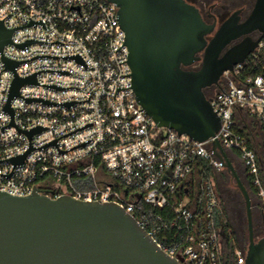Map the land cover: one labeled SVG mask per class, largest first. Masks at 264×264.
I'll return each instance as SVG.
<instances>
[{"label": "built area", "instance_id": "obj_1", "mask_svg": "<svg viewBox=\"0 0 264 264\" xmlns=\"http://www.w3.org/2000/svg\"><path fill=\"white\" fill-rule=\"evenodd\" d=\"M118 11L109 0H0L13 31L0 50V191L115 203L182 264H245L247 249L229 257L215 220L214 175L227 168L213 141L264 198L261 154L241 132L252 120L264 131V58L256 76L243 75L250 59L224 72L209 97L221 127L197 141L139 103Z\"/></svg>", "mask_w": 264, "mask_h": 264}, {"label": "water", "instance_id": "obj_2", "mask_svg": "<svg viewBox=\"0 0 264 264\" xmlns=\"http://www.w3.org/2000/svg\"><path fill=\"white\" fill-rule=\"evenodd\" d=\"M109 1L119 6L141 106L159 126L197 141L214 137L221 121L205 88L218 84L225 71L245 63L260 46L263 36L253 40L249 34L255 29L264 33V0H257L246 23H225L210 42L206 35L212 25L184 0ZM12 32L0 21V50L11 42ZM243 34L247 36L242 42L221 55ZM196 61H201L198 70L182 68ZM6 62L11 68L17 64ZM35 81V76L17 77L11 97L22 84ZM213 151L224 160L245 200L249 231L245 264H264V236L255 237L251 194L217 139ZM0 264L182 263L161 249L119 205L71 195L51 198L35 189L27 196L0 191Z\"/></svg>", "mask_w": 264, "mask_h": 264}, {"label": "flooded vegetation", "instance_id": "obj_3", "mask_svg": "<svg viewBox=\"0 0 264 264\" xmlns=\"http://www.w3.org/2000/svg\"><path fill=\"white\" fill-rule=\"evenodd\" d=\"M184 1L194 6L195 8H197L203 21L205 23H208L209 25H212L213 27L212 31L206 35V39L209 42L215 37L217 32L220 30V28L225 23H235L238 26L241 25L242 23H246L249 17L251 16L256 6V3H257V0H184ZM246 36L247 35L243 34L237 37L236 39H233L224 48L221 55H223L229 48L242 42L246 38ZM249 36L253 40H258L262 36L264 39V33L260 29L253 30L249 34ZM263 39L261 42H263ZM257 49L255 51H257ZM199 55H203V53H200ZM200 67H201V61H196L189 66H182L183 69H187V70H198ZM219 84H220V81L218 84L211 85L205 88V94L207 95V97H211L215 94V92L218 89ZM241 212L242 211H236L232 213V215L237 220L241 218V215H242ZM259 213H260L261 219H264V208L263 207L259 209ZM247 225H248V222H247ZM235 230L237 232V236L239 239V243H238L239 247L243 246L244 244L247 245V241H245L246 238L243 234V228L241 227L240 222H237L235 224ZM222 233L224 234L226 238V243L229 242L226 234L223 231ZM248 242H249V231H248Z\"/></svg>", "mask_w": 264, "mask_h": 264}, {"label": "trees", "instance_id": "obj_4", "mask_svg": "<svg viewBox=\"0 0 264 264\" xmlns=\"http://www.w3.org/2000/svg\"><path fill=\"white\" fill-rule=\"evenodd\" d=\"M264 42V39H263ZM258 57H255L253 54L250 57V61L246 63L243 69V75L244 76H256L257 74L261 73L260 68V60L264 58V45L261 48L260 52H257ZM254 122V120H252ZM243 134H246L248 137L249 135L246 133L245 129L241 130ZM262 157V181L264 185V154H261ZM220 175V176H218ZM216 185L218 192L220 194L221 199V208L219 209L217 215H216V223L222 227L223 232L226 234L229 242H227L226 247L228 251L229 257L232 256V253L236 247H239V239L237 236V232L235 230V224L238 222V219L236 220L232 213L236 211H242V207L240 205V201L242 200V195L240 191H237L233 188V185L231 184L233 179L231 174L227 171H221L214 175ZM243 182L247 186L251 198L256 196L257 198H260L261 202L255 203V206L257 208H264V200L262 197L259 196L260 188L253 184V179L251 177H248L245 175ZM254 232L255 237H263L264 236V226L261 224L260 221V231L258 232L257 228L254 226ZM259 233V234H258ZM242 247V246H241Z\"/></svg>", "mask_w": 264, "mask_h": 264}, {"label": "rangeland", "instance_id": "obj_5", "mask_svg": "<svg viewBox=\"0 0 264 264\" xmlns=\"http://www.w3.org/2000/svg\"><path fill=\"white\" fill-rule=\"evenodd\" d=\"M237 171L240 175V177L242 179H244L245 175H244V170H243V167L242 165H238L237 167ZM220 176V175H218ZM221 177V176H220ZM233 185V188L236 189L237 191H240L237 186H236V182L233 180L232 183ZM242 195V194H241ZM243 197V196H242ZM264 200V198H262ZM240 205L243 206L242 207V210H243V214L241 215V218L238 219V222H240V225L241 227L243 228V234L246 238L245 241H247V245L244 244L242 246V248H247L248 249V225H247V214H246V204H245V200H244V197L242 198V200L240 201ZM258 202H261L260 198H257L256 196H254L252 198V206H253V218H254V226L257 228L258 232L260 231V221H261V224L264 226V219H261L260 217V213H259V209L255 206V203H258ZM259 234V233H258ZM259 238V237H257Z\"/></svg>", "mask_w": 264, "mask_h": 264}, {"label": "crops", "instance_id": "obj_6", "mask_svg": "<svg viewBox=\"0 0 264 264\" xmlns=\"http://www.w3.org/2000/svg\"><path fill=\"white\" fill-rule=\"evenodd\" d=\"M244 129L249 135L254 147L260 154H264V131L262 126L257 121H249Z\"/></svg>", "mask_w": 264, "mask_h": 264}]
</instances>
